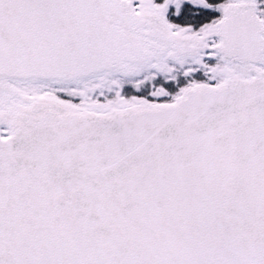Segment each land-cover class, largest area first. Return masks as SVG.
<instances>
[{
	"label": "snow or ice",
	"instance_id": "6c2138e0",
	"mask_svg": "<svg viewBox=\"0 0 264 264\" xmlns=\"http://www.w3.org/2000/svg\"><path fill=\"white\" fill-rule=\"evenodd\" d=\"M0 264H264V0H0Z\"/></svg>",
	"mask_w": 264,
	"mask_h": 264
},
{
	"label": "flooded vegetation",
	"instance_id": "af4514ba",
	"mask_svg": "<svg viewBox=\"0 0 264 264\" xmlns=\"http://www.w3.org/2000/svg\"><path fill=\"white\" fill-rule=\"evenodd\" d=\"M129 94H135V93H129Z\"/></svg>",
	"mask_w": 264,
	"mask_h": 264
}]
</instances>
